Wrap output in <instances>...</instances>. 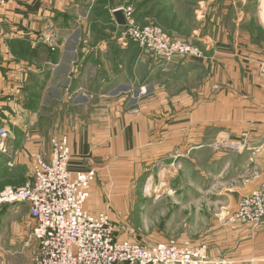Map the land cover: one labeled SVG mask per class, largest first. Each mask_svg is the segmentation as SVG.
<instances>
[{
  "label": "crops",
  "instance_id": "0c3cea01",
  "mask_svg": "<svg viewBox=\"0 0 264 264\" xmlns=\"http://www.w3.org/2000/svg\"><path fill=\"white\" fill-rule=\"evenodd\" d=\"M124 7L117 0H10L0 7V126L10 135L0 150V191L23 186L28 178L16 182L17 170L30 171L32 159L49 155L52 138L64 135L70 171L96 170L86 205L92 213L127 197L114 184L123 162L150 171L171 161L181 179L171 182L175 206L202 204L205 187L221 191L225 209L216 216L227 234L207 245L209 259L264 264V226L231 220L264 180V44L239 33L201 39L196 31L204 57L166 61L119 40L114 12ZM52 111L58 116L45 138L38 117ZM194 174L216 182L189 180Z\"/></svg>",
  "mask_w": 264,
  "mask_h": 264
},
{
  "label": "rangeland",
  "instance_id": "374dc122",
  "mask_svg": "<svg viewBox=\"0 0 264 264\" xmlns=\"http://www.w3.org/2000/svg\"><path fill=\"white\" fill-rule=\"evenodd\" d=\"M117 1L124 4V8L131 9L139 24L159 26L178 41L200 43L195 35L197 31L201 39L219 33L228 34V37L239 33L245 40L264 44V0ZM52 113L43 114L42 120L38 117L36 128L39 127L40 134L45 138L53 130L50 126L52 117L58 116H51ZM10 140L17 146L12 138ZM36 157L32 159V165ZM32 165L30 171L24 166L17 170L16 182L23 181V177L28 178L24 185L30 181ZM122 167L125 178L118 175L114 184L118 186L117 189L123 190L117 191V195L125 194L127 197L114 199L112 206L108 201L107 212L104 213L112 220L119 241L146 245L175 241L178 245L190 244L195 248L205 245L208 250V244L226 238L227 233L218 229L220 223L216 216L225 209L217 202L221 191L205 187L202 204L183 208L175 206V196H171V182L181 180L171 174V161H160L150 171L147 166H128L126 162L122 163ZM202 167L215 171L214 166ZM189 180L202 181L207 185L216 182V178H206L200 174L191 175ZM192 213H198L199 220L193 217L191 222L187 221ZM34 224L25 204L0 206V264H38L37 244L32 237Z\"/></svg>",
  "mask_w": 264,
  "mask_h": 264
},
{
  "label": "built area",
  "instance_id": "2783aa9c",
  "mask_svg": "<svg viewBox=\"0 0 264 264\" xmlns=\"http://www.w3.org/2000/svg\"><path fill=\"white\" fill-rule=\"evenodd\" d=\"M9 1L0 0V7ZM124 15L127 25L122 27L119 40L133 42L166 61L204 57L199 46L175 40L159 26L139 24L131 9H124ZM259 70L264 78V61ZM9 137L0 126V150ZM50 144L49 155L36 157L30 181L0 193V206H27L35 223L32 237L37 244L38 264H218L209 259L205 245L195 248L175 241L156 245L119 241L110 217L86 208L96 170L70 171L68 136L54 137ZM231 220L264 226V180L259 189L241 199Z\"/></svg>",
  "mask_w": 264,
  "mask_h": 264
},
{
  "label": "water",
  "instance_id": "95a60500",
  "mask_svg": "<svg viewBox=\"0 0 264 264\" xmlns=\"http://www.w3.org/2000/svg\"><path fill=\"white\" fill-rule=\"evenodd\" d=\"M114 17H115V20H116L117 24L120 27H125L127 25V21H126L123 9L115 11L114 12Z\"/></svg>",
  "mask_w": 264,
  "mask_h": 264
},
{
  "label": "bare ground",
  "instance_id": "6f19581e",
  "mask_svg": "<svg viewBox=\"0 0 264 264\" xmlns=\"http://www.w3.org/2000/svg\"><path fill=\"white\" fill-rule=\"evenodd\" d=\"M262 12H263V16H264V1H263V6H262Z\"/></svg>",
  "mask_w": 264,
  "mask_h": 264
},
{
  "label": "trees",
  "instance_id": "16d2710c",
  "mask_svg": "<svg viewBox=\"0 0 264 264\" xmlns=\"http://www.w3.org/2000/svg\"><path fill=\"white\" fill-rule=\"evenodd\" d=\"M8 4V3H7Z\"/></svg>",
  "mask_w": 264,
  "mask_h": 264
}]
</instances>
